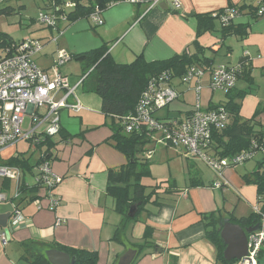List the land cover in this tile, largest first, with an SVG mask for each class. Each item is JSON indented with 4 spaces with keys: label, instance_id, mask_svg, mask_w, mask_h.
<instances>
[{
    "label": "crops",
    "instance_id": "0c3cea01",
    "mask_svg": "<svg viewBox=\"0 0 264 264\" xmlns=\"http://www.w3.org/2000/svg\"><path fill=\"white\" fill-rule=\"evenodd\" d=\"M163 2L167 9L159 8ZM178 2V9H174L171 0H164L146 12L145 5L120 1L102 12V24L99 26L85 18L62 23L61 34L51 29L48 34L37 38L42 49L36 55L35 63L43 72L50 74L58 50H65L71 56L103 45L107 46L108 53L118 63H131L140 54L147 62H153L182 53L197 54L210 64L206 66H234L245 60L243 72L248 76L243 74L237 78L232 92H246L236 100L240 105V117L243 120L254 117L255 122L264 127V17L254 19L248 16L245 9L234 24H248L247 34L242 37L225 36L221 32V25L216 24L217 19H214L210 30L204 31L201 25L202 30L199 29V16L229 6L238 8L253 3L247 0ZM244 52L248 53L247 57H244ZM36 59L47 62L38 65ZM65 64L59 66L58 71L68 78V72L61 68ZM196 64L205 65L200 62L191 65ZM81 80L82 72L76 81H67L74 86ZM172 83L178 98L157 113L159 118L183 117L198 99L203 109L218 106L227 100L226 95L209 88L207 78L201 82L203 88L198 99L193 91L195 82L184 84L179 77H174ZM78 88L75 96L83 109L78 113L61 109V131L48 137L49 141L37 148L36 152L23 153L32 159L37 153H43L45 158L49 156L51 170L62 178L54 189L60 203L53 211H38L29 202L21 204L25 220L8 232L6 245L0 242V264H27L24 243L28 241L95 252L96 264H117L128 249L137 251L132 264H224L217 259L215 247L205 237L204 225L209 222L206 216L212 214L215 218L227 219L232 216L242 219L254 213V209H257L256 187L246 182L245 176H250L256 170L257 163L263 157L262 152L255 153L252 159L256 155L259 157L254 163L245 161L238 168L224 167L222 177L227 184L220 188L212 187L216 176L208 181L203 180L195 161H180L184 176L182 185H178L171 176L159 180L173 183L175 193L160 194L159 206L147 204L137 221L130 219L123 222V217L115 211L113 198L106 193V186L108 172H118L127 164V158L114 146L111 139L112 119L101 114L100 105V115L96 120H82V113L93 111L80 102L76 95ZM68 103H74V99L68 98ZM145 148L155 151V147L149 144ZM231 157L217 156L227 165ZM150 173L152 175L151 168ZM195 178L202 185L191 186V179ZM23 180L30 181V177L24 176ZM4 181L2 179L0 182V192H5L2 189ZM228 194L231 195V202L228 201ZM240 260L232 261L240 264Z\"/></svg>",
    "mask_w": 264,
    "mask_h": 264
},
{
    "label": "built area",
    "instance_id": "2783aa9c",
    "mask_svg": "<svg viewBox=\"0 0 264 264\" xmlns=\"http://www.w3.org/2000/svg\"><path fill=\"white\" fill-rule=\"evenodd\" d=\"M122 1L132 5H145L147 12L164 0ZM171 2L174 9L179 8L178 0ZM255 4L257 17H264V0H256ZM52 6L55 9L51 12L43 10L38 21L59 35L62 33L60 25L69 22L68 10L74 7V3L67 1L60 10L55 3ZM54 10L58 13H54ZM102 12L103 10H95L89 16L91 24H102ZM238 16L232 8H225L219 15L212 14L221 25L235 22ZM41 49L42 44L38 39H23L0 55V153L20 142H27L28 149L36 152L41 138L52 137L61 128V109H69L74 113L83 109L75 96V90L81 86L82 80L70 86L58 71L59 66L71 59L69 53L58 50L50 74H47L35 63V57ZM247 56L248 53L244 52V57ZM241 70L240 63L234 66L190 65L179 77V81L184 84L195 82L193 91L196 99L200 97L204 78H207L211 90L221 91L226 95L234 88ZM173 80L171 71L167 70L148 81L134 109L122 117V132L127 135L144 132L150 146L173 151L190 161L202 162L217 178L212 187L220 188L227 184L222 177V169L241 165L252 159L258 148L252 143V148L233 155L229 165L217 158L213 150L212 133L225 129L229 119L221 105L214 109H203L198 99L191 111L183 117L159 118L157 113L178 98ZM70 97L74 99V103H68ZM152 153V149L146 150L142 158L148 160ZM37 161L39 162L32 168V172L24 175L20 168L2 164L3 160H0V178L14 182L12 193L0 192V204L9 203L13 207L7 222V231L0 230L2 245L7 244V233L25 220L20 209L21 199L24 197L21 193L22 186L37 189L36 198L30 203L38 211H53L60 203L54 189L62 178L53 173L43 153H37L35 162ZM24 176L30 177V181H24ZM254 212L259 213L258 208ZM258 225V230L247 236V254L240 260V264H259L260 252L264 250V214L260 215Z\"/></svg>",
    "mask_w": 264,
    "mask_h": 264
},
{
    "label": "trees",
    "instance_id": "16d2710c",
    "mask_svg": "<svg viewBox=\"0 0 264 264\" xmlns=\"http://www.w3.org/2000/svg\"><path fill=\"white\" fill-rule=\"evenodd\" d=\"M71 1L74 7L68 10V20L75 21L80 18L89 20V16L95 10H106L107 6L120 2L122 0H41V10L45 12L53 11L55 3L59 10L63 7L64 3ZM22 8V7H20ZM234 9L238 14L247 9L248 16L258 18L256 15V4L242 5L238 8L226 7ZM225 8L220 9L214 13L218 15L223 12ZM11 8L0 10V15L10 14ZM54 13L56 10H54ZM212 14H203L199 16V29L210 30L214 24ZM216 20V19H215ZM205 22L208 24L205 25ZM201 25V27H200ZM221 25V24H220ZM248 24L235 25L234 22L228 25H221V32L227 36L237 35L245 36L247 34ZM202 30V28H201ZM14 41L9 35L0 33V50L4 52L5 49L14 45ZM72 60L79 63L83 76L82 86L86 92L93 93L100 98V112L103 116L111 118L112 141L114 146L121 151L127 158V164L122 167L118 172H108L106 193L114 200L115 211L123 217V222L128 220H138L142 211L145 210L147 204H155L159 206L160 194L175 193V186L173 183L157 182L153 186H147L142 183L143 178H149L150 162L142 158L146 150L147 140L145 133H131L124 134L122 132L121 119L122 117L131 112L142 91L147 85L148 81L157 76L163 71H171L173 77L182 76L186 68L194 63H203L210 65L207 61L199 58L197 54L182 53L181 55H174L169 59L147 62L143 55L140 54L131 63H118L108 53L106 45L99 48L89 50L84 53L72 54ZM245 60H242L241 73L237 76L241 77L244 72ZM244 71V72H243ZM243 76H248L245 74ZM246 92H236L235 94L229 91L226 96L227 100L220 104L228 113L229 121L225 129L214 131L212 133L213 150L219 157H231L243 150L252 148V143L258 148L257 151L262 152L263 157L257 163L256 170L250 176H245V181L253 184L256 187L257 195V208L259 213H252L247 218L235 219L230 216L227 218L231 223L238 224L242 228H248L260 223V215L264 214V127L255 122L254 117L251 119L243 120L239 115V103L237 99L242 98ZM219 106V105H218ZM218 106H211L209 109L217 108ZM259 112V111H258ZM61 131V129H59ZM58 131V132H59ZM48 137H43L38 143V147L48 142ZM49 145H52L49 143ZM256 149V148H255ZM49 156L45 158L48 160ZM31 156L26 157L23 153H18L8 159L3 160L2 164L8 166H15L20 168L24 175L30 174L32 168L36 163ZM198 179H191V186L202 185L197 181ZM9 184H2L3 190L9 189ZM175 190V191H174ZM37 189L34 187L21 188L23 194V203H30L36 198ZM137 204V211L132 218L127 216L129 208ZM209 222L205 224V237L213 244L217 251V259L224 264H232L235 261L227 262L223 258L224 244L220 239L219 232L222 217L215 218L212 214L206 216ZM148 238V237H147ZM25 255H27V264H49L45 258L44 252L48 249H55L66 253L74 264H96L97 256L95 252L85 249L64 247L60 245H50L45 243H38L28 241L24 243ZM32 260H30V259ZM24 260L25 257L23 258ZM259 264H264V250H261L259 255Z\"/></svg>",
    "mask_w": 264,
    "mask_h": 264
},
{
    "label": "rangeland",
    "instance_id": "374dc122",
    "mask_svg": "<svg viewBox=\"0 0 264 264\" xmlns=\"http://www.w3.org/2000/svg\"><path fill=\"white\" fill-rule=\"evenodd\" d=\"M256 0H247L249 3L255 4ZM42 5L41 0H1L0 10L6 9V7L11 8L10 14L0 15V33H5L9 35L14 41L18 42L26 39H37L39 36L48 34L51 29L39 23L38 19L43 10L40 9ZM22 7V8H20ZM216 24L220 25L219 21L216 20ZM43 43V42H42ZM50 49V48H48ZM47 51V50H45ZM0 50V55L2 54ZM44 52H42L43 54ZM37 61V59H36ZM37 61L38 65L46 64ZM65 72H68L66 76L67 80L70 82L76 81L81 75L80 66L75 60L67 62L63 67ZM237 83V82H236ZM235 83V85H236ZM235 87V86H234ZM219 94L224 95L223 92L219 91ZM80 102L92 109L91 113H82L81 117L85 122H92L98 118L100 105V98L93 93H86L83 87H79L76 91ZM87 99V100H85ZM77 119V117H74ZM18 153L32 154L31 150L28 149L27 142H20L17 145L8 147L0 153V160L8 159ZM259 155H256L255 159H250L246 162L254 163L255 160L258 161ZM152 159L149 161L151 165L152 175L149 178H143L142 183L151 186L156 182L155 180H161L164 178H169L175 180L178 185H182V179L184 178L182 170L180 168V161H186L180 155L175 154L173 151L163 149L161 147H155V151L152 153ZM37 159V154L33 156V160ZM197 167L202 172V178L204 181H208L210 178L214 179V174L202 163L195 161ZM242 165V164H241ZM240 165L235 166L238 168ZM231 168V169H234ZM2 179L0 178V182ZM5 183L9 184V189L5 192L12 193L14 190V184L12 181L6 180ZM235 198H233L234 200ZM231 195L228 194V201L231 202ZM238 263V262H237ZM236 264V262H234Z\"/></svg>",
    "mask_w": 264,
    "mask_h": 264
},
{
    "label": "water",
    "instance_id": "95a60500",
    "mask_svg": "<svg viewBox=\"0 0 264 264\" xmlns=\"http://www.w3.org/2000/svg\"><path fill=\"white\" fill-rule=\"evenodd\" d=\"M1 1V0H0ZM164 6V7H163ZM160 9H167L165 2L159 5ZM138 205H132L128 211V217L132 218ZM13 207L11 204H0V228L7 231V222L11 215ZM259 225L250 226L248 228H242L238 224L231 223L228 219H224L220 227V239L225 245L223 251V258L226 261L240 260L247 254V235L257 231ZM9 238V233H7ZM136 250L128 249L118 260L117 264H132ZM45 258L49 264H74V260L71 259L66 253L57 251L55 249H48L44 252Z\"/></svg>",
    "mask_w": 264,
    "mask_h": 264
}]
</instances>
